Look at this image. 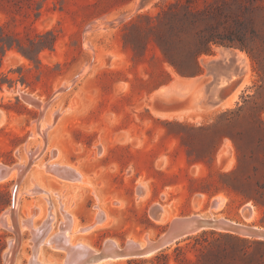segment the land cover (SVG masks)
Listing matches in <instances>:
<instances>
[{
    "label": "rangeland",
    "instance_id": "1",
    "mask_svg": "<svg viewBox=\"0 0 264 264\" xmlns=\"http://www.w3.org/2000/svg\"><path fill=\"white\" fill-rule=\"evenodd\" d=\"M215 35L246 38L252 54L214 44L199 56L203 74L183 76L161 47L194 71L195 51ZM230 54L242 83L224 100L231 90L213 93L208 73ZM0 114V219L19 196L14 228L0 221V264L11 240V264H65L67 252L50 244L35 251L24 225L34 209L37 227L54 213L52 236L62 203L82 226L108 214L74 235L98 251L108 240L155 241L168 213L264 229V0H0ZM49 163L76 167L83 184ZM16 165L26 173L3 176ZM98 264H264V238L207 227Z\"/></svg>",
    "mask_w": 264,
    "mask_h": 264
},
{
    "label": "bare ground",
    "instance_id": "2",
    "mask_svg": "<svg viewBox=\"0 0 264 264\" xmlns=\"http://www.w3.org/2000/svg\"><path fill=\"white\" fill-rule=\"evenodd\" d=\"M24 95L22 93V96L26 98L27 96L26 95L24 96ZM27 95H29V94H27ZM26 100L30 101L31 98L30 99L27 98ZM34 103H35V100H34ZM0 117H1V114H0ZM41 130H42V132L44 134L45 128L43 127ZM50 163H49V165L46 166L47 169L49 170V172L51 170L52 174H53V171L56 172L57 177H59L60 180L65 181L67 183L68 182L69 183H78L80 185H81L82 182H84V174H83V172H81L79 169H76V167L70 168V166H66V167L64 166L65 167L64 168L62 166L63 163L62 164L60 163L61 165L60 164H50ZM7 168H8V170H7V174H5V177L8 176V175H12V176L15 175L17 173V171L20 173V175H22L27 167H26V165H24V166L23 165H20V166L16 165L14 167H7ZM25 173H26V171H25ZM7 178H9V176ZM18 186H19V184H18ZM141 189L145 190L144 187H142V186H141ZM31 191L35 192V193L36 192H44L46 194V196L49 197L48 196L49 195V193H48L49 190H46V189H44L43 187H41L39 185L33 186L31 188ZM15 192H17V191H15ZM18 197H13L14 198L13 205L11 206V208L8 211H6L2 215V217L0 219L2 224L6 225V226H9V227H12V228H14V226H12L13 224H9L8 218H9V215L14 216V212L16 211L15 208H17L18 204H19L18 200H17ZM219 204H220L219 200H216L214 202V207L218 208ZM63 205L64 204L62 203V208H63L62 212L64 214V218L65 219L61 223V228H60V230L57 233H55V234L52 233V236L50 234L48 237H47V234L51 230V227H52L51 225H52V222H53V220L55 218L54 213L50 212L48 217H47V219H46V221H45V224L43 226L37 227L35 225V220H34V224L32 223V221H33L34 218H36L37 213H38V211L40 212V210H35V209L33 210L31 208L33 210V212L31 211L32 213L29 215V217L26 220L24 225H28L29 227H31V229L33 231L34 247L36 248L35 251L38 249V246H41L42 243L50 244L52 246V248H54L56 250H63L65 252H67V257H66L65 264H98L99 262L101 263V262H104V261L109 260V259H119V258L127 257V256H122V255H118V254H113L112 253V252H114L117 249H122V247L119 246L118 243L116 241H114V240L113 241H109L108 240L105 243V249H104V250H107V251H105L106 254H104V256H102V257H97L99 255V253H102L101 251L96 250L91 245L87 244L85 241L84 242H80V241L77 242L75 240V238H74L75 237L74 235L76 233H88L92 229H94L95 227H98L101 224L103 225L104 221L106 219H108V214L106 212L99 211V214H100L99 218H96L95 221L92 224H89L88 226L87 225L86 226H82V225H80L79 221L77 220V217L73 213H71L67 208L63 207ZM153 212H154L155 218L159 219L161 217L160 215L162 213H164V208L163 209L161 207L160 208L159 207L155 208L152 211V213ZM167 216H168L167 219L171 221L172 226H174L177 223V221H179L180 219L183 218V217H181V218L173 219L172 215L170 213H168ZM188 218L189 219L192 218V219H194L196 221L195 222L196 223L195 224L196 228L193 230L192 233H196L199 230L207 228V227H213V228H217V229H226V228H230L231 226H237V227L247 228V229L255 232V233H251L250 232L249 235L250 234H256L257 236H260V237L264 238V229L256 228V226H249V225H245V224H239V223H235V222H230L229 220H225L223 218H210V217H202V216H198V215H192V216H189ZM16 222H15V224H16ZM15 227H16V225H15ZM146 239H148V238H146ZM16 243H17V241H16ZM16 243H15L14 240L10 241V249L5 254V262L3 264H11V260L14 257V256L12 257V255H13L12 251L15 249V246L17 248V245H18V244L16 245ZM149 243H151V240L148 242V244ZM128 244H132L134 246H139L140 248H146L148 246L146 240H145V243L142 244V245L136 240L135 241L129 240ZM154 251H156V248L149 250L147 252V254H145V256L146 255H150ZM34 256H36V252H35ZM40 263L41 264H45L44 262H41V261L39 262V261H36V260H34V262H32V264H40Z\"/></svg>",
    "mask_w": 264,
    "mask_h": 264
},
{
    "label": "water",
    "instance_id": "3",
    "mask_svg": "<svg viewBox=\"0 0 264 264\" xmlns=\"http://www.w3.org/2000/svg\"><path fill=\"white\" fill-rule=\"evenodd\" d=\"M7 170L8 168L3 170V176L7 174ZM195 222L196 221L192 218L189 219L188 217H183L182 219L177 221V223L174 226L170 224L168 230L155 241H151V243H149L146 248H140L139 246L128 244L129 243L128 242L124 247H122V249H117L112 253L122 255V256H127L128 258L145 256V254H147V252L151 249L156 248V251H157L169 245L170 243L178 240L181 237L192 234L193 230L196 228ZM224 230L237 232V233L247 235V236L263 238V237L257 236L256 234L249 235L250 232L251 233H255V232L247 228H243V227L231 226L230 228H226ZM104 249H105V245L103 249L101 250L102 253H99L97 257H102L104 256V254H106L105 251L107 250H104Z\"/></svg>",
    "mask_w": 264,
    "mask_h": 264
},
{
    "label": "trees",
    "instance_id": "4",
    "mask_svg": "<svg viewBox=\"0 0 264 264\" xmlns=\"http://www.w3.org/2000/svg\"><path fill=\"white\" fill-rule=\"evenodd\" d=\"M235 42H239L241 44V48L243 49H248L249 52L254 49V47H249L246 38H241L238 37L235 39V37L231 35H215L212 37H207L204 39V46L197 51H195L192 60H191V67L190 68H195L194 71L185 69L179 65V63L172 57V55L169 53L168 49L165 47L164 44H161V47L163 49V53L165 57L175 66V68L178 70L180 74L183 76H196L202 73L203 69L200 66L199 63V56L203 53L206 54H213V49L212 46L214 44H225L228 46H233ZM252 54V53H251ZM254 57V55H253ZM189 68V67H188ZM245 101L247 100L246 98L244 99ZM242 106H240V109Z\"/></svg>",
    "mask_w": 264,
    "mask_h": 264
},
{
    "label": "crops",
    "instance_id": "5",
    "mask_svg": "<svg viewBox=\"0 0 264 264\" xmlns=\"http://www.w3.org/2000/svg\"><path fill=\"white\" fill-rule=\"evenodd\" d=\"M214 54L215 53L213 52V55ZM240 71L241 69L239 67V60L236 58V55L226 57L218 65H216L215 67H211L208 74L214 76L213 81L210 83L213 93H218L220 95L227 90H231V94L224 98V100L229 99L233 92L242 83L241 80L233 78V73H239ZM201 74H203V72Z\"/></svg>",
    "mask_w": 264,
    "mask_h": 264
}]
</instances>
